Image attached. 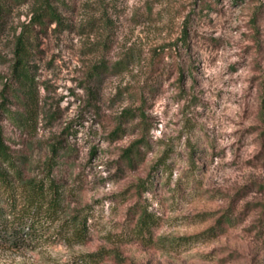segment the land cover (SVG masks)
<instances>
[{
    "label": "rangeland",
    "instance_id": "obj_1",
    "mask_svg": "<svg viewBox=\"0 0 264 264\" xmlns=\"http://www.w3.org/2000/svg\"><path fill=\"white\" fill-rule=\"evenodd\" d=\"M0 135L65 194L0 264H264V0H0Z\"/></svg>",
    "mask_w": 264,
    "mask_h": 264
},
{
    "label": "trees",
    "instance_id": "obj_2",
    "mask_svg": "<svg viewBox=\"0 0 264 264\" xmlns=\"http://www.w3.org/2000/svg\"><path fill=\"white\" fill-rule=\"evenodd\" d=\"M34 23L46 28L47 23L62 25V18L51 5L47 4L42 12L35 16ZM18 50L19 77L31 80L26 61L29 52L23 39H20ZM96 74L98 75L95 73L93 76ZM53 151V159L49 162L52 170L58 165L60 157L57 146ZM130 153L128 152L127 156ZM64 202V190L54 179L49 182L26 179L24 171L18 166L10 148L0 135V247L19 252L29 245L39 243L43 237L42 223L45 219L57 220L64 212ZM153 219L152 216L144 214L140 230L143 231L145 226H150ZM73 223L74 232H65L62 237L68 243L86 244L91 238L87 218L81 220L80 217H76Z\"/></svg>",
    "mask_w": 264,
    "mask_h": 264
}]
</instances>
